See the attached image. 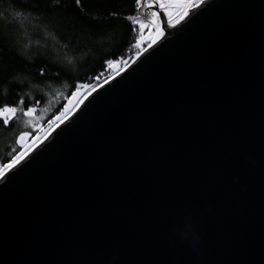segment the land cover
Listing matches in <instances>:
<instances>
[{"label": "water", "instance_id": "95a60500", "mask_svg": "<svg viewBox=\"0 0 264 264\" xmlns=\"http://www.w3.org/2000/svg\"><path fill=\"white\" fill-rule=\"evenodd\" d=\"M150 8L151 43L0 176V264H264V0Z\"/></svg>", "mask_w": 264, "mask_h": 264}, {"label": "trees", "instance_id": "16d2710c", "mask_svg": "<svg viewBox=\"0 0 264 264\" xmlns=\"http://www.w3.org/2000/svg\"><path fill=\"white\" fill-rule=\"evenodd\" d=\"M147 1L0 0V110L17 109L0 118V166L19 154L26 113L47 127L71 96L109 79V62L134 57Z\"/></svg>", "mask_w": 264, "mask_h": 264}, {"label": "rangeland", "instance_id": "374dc122", "mask_svg": "<svg viewBox=\"0 0 264 264\" xmlns=\"http://www.w3.org/2000/svg\"><path fill=\"white\" fill-rule=\"evenodd\" d=\"M202 1L203 0H148L145 5L146 8L142 10V13L147 12L149 16V20L140 22L146 25V27L144 28H140V23L138 24V37L135 42L136 48L134 47L135 49H133L134 50L133 55L136 56L142 50H144L151 43L153 37H155L159 32V25H160L159 20L157 16L156 17L152 16L153 11L149 7V5H151V7L156 6L158 10L163 13L167 25L171 26L177 21H179L186 14V12L193 9L196 5H198ZM142 2L143 0H139V4H142ZM161 4L164 5L163 8L160 7ZM131 59H133V57ZM131 59H127V60H131ZM123 62L124 61L108 63V67L110 68L109 69L110 74L108 75L109 78H111L112 76L118 74L119 72L123 70L124 68ZM93 89L94 88L90 89V87L87 88V90L83 93V96ZM2 111L3 109L0 110V113H2ZM62 113L64 112L62 111L59 116H61ZM67 115H68L67 113H64L62 120L66 118ZM12 116L14 115H9L7 119H5V117L0 115V118L4 119L5 122H7ZM43 120H44L43 115L39 116L36 114V116L35 115L32 116V113H30V114H27V116L20 122V131H29V132H32V133L34 132V133H33V137L27 142V144L24 147L17 148L19 151V154L17 156H20L21 153H23V156H24L26 153L32 150L36 145H38L42 141V139H44V137L58 123L62 121V120L58 121L56 117L52 118L49 125H47V127H43L40 129V125ZM9 168L10 167H8V165L4 167L0 166V173L4 174Z\"/></svg>", "mask_w": 264, "mask_h": 264}, {"label": "snow or ice", "instance_id": "6c2138e0", "mask_svg": "<svg viewBox=\"0 0 264 264\" xmlns=\"http://www.w3.org/2000/svg\"><path fill=\"white\" fill-rule=\"evenodd\" d=\"M76 2L79 3V0H76ZM149 7H151V5H149ZM160 7L163 8L164 5L161 4ZM157 15H158V13H156V12L152 13L153 17H156ZM177 22H179V21H177ZM144 27H146V25L144 23H140V28H144ZM16 111H17V109L15 107H5V108H3V111H2V113H0V115H2L3 117H5V119H7V117L9 115H14L16 113ZM26 114H30V113H26ZM63 116H64V113H62L61 116H57L56 119L58 121L62 120ZM21 139H23V137H21ZM22 156H23V153H21L20 156L15 157V159L12 160V163L9 164L8 167L11 168L12 166H14L21 159ZM2 175L3 174L0 173V176H2Z\"/></svg>", "mask_w": 264, "mask_h": 264}]
</instances>
